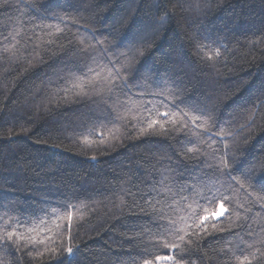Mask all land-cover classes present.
Returning <instances> with one entry per match:
<instances>
[{
    "label": "trees",
    "instance_id": "16d2710c",
    "mask_svg": "<svg viewBox=\"0 0 264 264\" xmlns=\"http://www.w3.org/2000/svg\"><path fill=\"white\" fill-rule=\"evenodd\" d=\"M262 173L264 0H0V264H264Z\"/></svg>",
    "mask_w": 264,
    "mask_h": 264
},
{
    "label": "snow or ice",
    "instance_id": "6c2138e0",
    "mask_svg": "<svg viewBox=\"0 0 264 264\" xmlns=\"http://www.w3.org/2000/svg\"><path fill=\"white\" fill-rule=\"evenodd\" d=\"M153 123H155V121H153ZM262 175H264V173H262ZM214 199H215V198H213V200H210V201H209V204L213 203V202H214ZM219 207H220L221 211H220L219 213H215V212H213V213L211 214L212 216L223 215V205L221 204V205H219ZM205 219H208V216H207V215L204 216V217H202V218H201V221L203 222V220H205ZM11 235H12V234L10 233V234H9V238L11 237ZM68 252H69L70 255L72 254V249H71V247L68 248ZM156 259H157V260H161V259H168V260H171L172 257H169V256H164V257L157 256ZM245 259H246V257H245ZM144 264H150V261L146 259V260L144 261Z\"/></svg>",
    "mask_w": 264,
    "mask_h": 264
}]
</instances>
